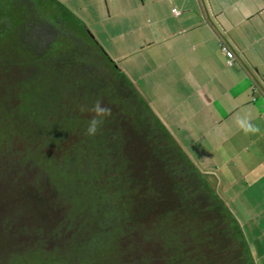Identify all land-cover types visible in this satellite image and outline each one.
Wrapping results in <instances>:
<instances>
[{"label":"trees","instance_id":"16d2710c","mask_svg":"<svg viewBox=\"0 0 264 264\" xmlns=\"http://www.w3.org/2000/svg\"><path fill=\"white\" fill-rule=\"evenodd\" d=\"M98 99L111 115L87 136L80 109ZM0 264H255L229 207L60 0H0Z\"/></svg>","mask_w":264,"mask_h":264},{"label":"crops","instance_id":"0c3cea01","mask_svg":"<svg viewBox=\"0 0 264 264\" xmlns=\"http://www.w3.org/2000/svg\"><path fill=\"white\" fill-rule=\"evenodd\" d=\"M60 1L98 40L101 26L115 30L102 45L264 264V0ZM249 123L260 132L245 133Z\"/></svg>","mask_w":264,"mask_h":264},{"label":"clouds","instance_id":"9594fccd","mask_svg":"<svg viewBox=\"0 0 264 264\" xmlns=\"http://www.w3.org/2000/svg\"><path fill=\"white\" fill-rule=\"evenodd\" d=\"M82 112H91L93 115L88 121L87 128L85 129V135L95 136L101 129L105 118L111 115V108L105 106L101 100H96L91 108L87 106H81L80 109ZM245 133L257 134L260 132V129L251 123L244 128Z\"/></svg>","mask_w":264,"mask_h":264},{"label":"rangeland","instance_id":"374dc122","mask_svg":"<svg viewBox=\"0 0 264 264\" xmlns=\"http://www.w3.org/2000/svg\"><path fill=\"white\" fill-rule=\"evenodd\" d=\"M79 16V15H78ZM89 27V26H88ZM90 28V27H89ZM91 29V28H90ZM98 29H100V31H101V35H102V37H103V39L104 40H101V39H99V42L102 44V43H104L103 41H107V43H109V38H110V36L108 35V32L111 30V31H115V30H113V28H108L107 26H101L100 28H98ZM110 29V30H109ZM116 30H118L119 28H115ZM93 31V30H92ZM97 35V34H96ZM97 37H98V35H97ZM96 37V38H97ZM99 38V37H98ZM111 39V38H110ZM119 45L121 44V43H118ZM82 104H84V102H85V100H81L80 101ZM231 207V206H230ZM232 209V208H231ZM243 222H244V220H243ZM251 237V236H250ZM264 242V241H263ZM252 254V253H251ZM252 258H253V256H252Z\"/></svg>","mask_w":264,"mask_h":264},{"label":"built area","instance_id":"2783aa9c","mask_svg":"<svg viewBox=\"0 0 264 264\" xmlns=\"http://www.w3.org/2000/svg\"><path fill=\"white\" fill-rule=\"evenodd\" d=\"M173 12L178 14V13H180V10L178 8H173ZM221 45H222V48H223L224 51H226V52L230 51L229 46L224 41L221 42ZM229 63L230 64L233 63V59L231 57L229 59Z\"/></svg>","mask_w":264,"mask_h":264}]
</instances>
